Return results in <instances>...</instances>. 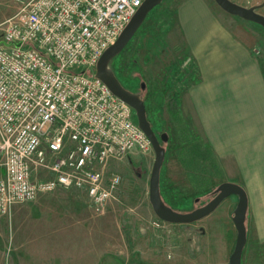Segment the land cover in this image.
<instances>
[{
	"label": "rangeland",
	"instance_id": "obj_1",
	"mask_svg": "<svg viewBox=\"0 0 264 264\" xmlns=\"http://www.w3.org/2000/svg\"><path fill=\"white\" fill-rule=\"evenodd\" d=\"M19 1L0 0V38L3 22L17 11ZM182 1L162 0L151 9L109 66L123 86L140 91L146 116L165 149L159 175L163 201L175 211L190 212L207 203L212 195L204 192L226 176L222 163L200 138L194 113L185 107L196 70L176 16ZM208 1L216 7L214 0ZM231 1L256 6L264 15V0ZM245 27L256 36V53L264 54V28L251 21ZM169 98L176 102V114L168 107ZM162 133L167 134L166 141L160 139ZM195 142L201 145L197 153ZM154 158L151 146L147 152L134 151L110 162L109 170L122 181L100 211L89 204L84 191L74 188H58L13 206L0 217V264H54V256L63 264L69 254L73 264H229L236 239L232 222L236 203L228 205L224 199L216 210L217 225L206 230L200 220L161 221L149 201Z\"/></svg>",
	"mask_w": 264,
	"mask_h": 264
},
{
	"label": "built area",
	"instance_id": "obj_2",
	"mask_svg": "<svg viewBox=\"0 0 264 264\" xmlns=\"http://www.w3.org/2000/svg\"><path fill=\"white\" fill-rule=\"evenodd\" d=\"M142 1L20 0L3 22L0 217L58 188L100 211L122 181L110 162L151 148L134 109L94 75Z\"/></svg>",
	"mask_w": 264,
	"mask_h": 264
},
{
	"label": "crops",
	"instance_id": "obj_3",
	"mask_svg": "<svg viewBox=\"0 0 264 264\" xmlns=\"http://www.w3.org/2000/svg\"><path fill=\"white\" fill-rule=\"evenodd\" d=\"M215 6L208 0H183L176 11L196 70L185 107L194 113L200 138L222 163L225 181L246 192L241 264H264V54L255 51L256 36L245 27L250 21L242 19L241 25L238 16ZM225 200L237 203L234 195ZM217 208L200 219L201 228L217 225ZM228 232L230 240L233 231ZM70 255L63 264H73ZM56 257L51 256L54 264Z\"/></svg>",
	"mask_w": 264,
	"mask_h": 264
},
{
	"label": "water",
	"instance_id": "obj_4",
	"mask_svg": "<svg viewBox=\"0 0 264 264\" xmlns=\"http://www.w3.org/2000/svg\"><path fill=\"white\" fill-rule=\"evenodd\" d=\"M162 0H143L134 15L119 34L116 41L107 47L99 57L94 75L101 79L112 93L122 101L129 104L135 111L138 126L149 138L155 158L149 178V201L155 215L162 221L169 223H191L202 219L214 211L217 206L230 195L237 197V203L233 210L232 221L236 229L235 245L229 256V264H241L242 251L246 243L245 216L247 211V195L242 186L237 183L224 181L220 183L215 195L205 204L193 209L190 212H178L167 205L160 194L159 175L165 156V149L151 127L146 116V107L140 94L125 88L119 81L114 71L110 68V61L126 46L133 37L139 26L145 20L151 9ZM215 3L226 12L236 15L241 19L252 21L264 28V15L256 11V6L245 7L231 0H214ZM144 87V84H141ZM168 138L166 133L160 135L162 141Z\"/></svg>",
	"mask_w": 264,
	"mask_h": 264
},
{
	"label": "trees",
	"instance_id": "obj_5",
	"mask_svg": "<svg viewBox=\"0 0 264 264\" xmlns=\"http://www.w3.org/2000/svg\"><path fill=\"white\" fill-rule=\"evenodd\" d=\"M168 107H169V109H170V111L173 113V114H176L177 112H178V108H177V105H176V102L173 100V98H169V101H168ZM199 146H201L200 145V143H197V142H195V144H194V150H193V152L195 153H197V149L199 148ZM207 146V145H206ZM207 148H208V146H207ZM209 149V148H208ZM217 186L218 185H216L214 188H211V189H209V190H206L205 192H204V194H211L212 196H211V198L215 195V190H216V188H217ZM208 192V193H207Z\"/></svg>",
	"mask_w": 264,
	"mask_h": 264
},
{
	"label": "flooded vegetation",
	"instance_id": "obj_6",
	"mask_svg": "<svg viewBox=\"0 0 264 264\" xmlns=\"http://www.w3.org/2000/svg\"><path fill=\"white\" fill-rule=\"evenodd\" d=\"M115 75H116V74H115ZM124 87H125V86H124ZM125 88H126V87H125ZM143 88H144V87H143ZM143 88H142V89H143ZM127 89H128V88H127ZM128 90H129V89H128ZM130 91H132V92H135V93H138V94H140V96H141V93H140V91H137V92H136V91H134V90H130Z\"/></svg>",
	"mask_w": 264,
	"mask_h": 264
}]
</instances>
